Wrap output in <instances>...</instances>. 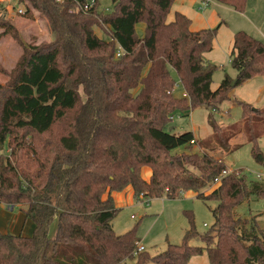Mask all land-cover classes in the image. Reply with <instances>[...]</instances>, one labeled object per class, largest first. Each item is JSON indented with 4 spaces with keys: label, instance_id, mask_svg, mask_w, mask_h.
I'll return each mask as SVG.
<instances>
[{
    "label": "trees",
    "instance_id": "trees-1",
    "mask_svg": "<svg viewBox=\"0 0 264 264\" xmlns=\"http://www.w3.org/2000/svg\"><path fill=\"white\" fill-rule=\"evenodd\" d=\"M27 1L56 38L25 48L15 74L0 83V205L25 206L21 210L34 224L31 236L0 231V264H189L204 252L210 264H264L263 230L235 216L245 200L264 198V186L248 183L242 170L223 174L228 168L222 159L244 145H230L244 134L253 158L264 164L258 147L264 109L240 102L241 124L232 128L210 118L213 134L201 141L200 152L174 154L197 139L191 131L168 130L173 114L218 111L234 88L264 75V42L236 32L231 65L237 76L225 75L213 90L219 66L205 54L221 25L192 31V20L181 12L169 21L174 0H112L106 13L98 0L91 7V0ZM215 1L240 13L247 5ZM5 20L0 28L19 41ZM139 23L145 24L143 37ZM95 27L108 38L98 37ZM172 71L186 97L174 96ZM2 74L8 72L0 63ZM144 167L152 171L149 181L141 175ZM217 179L220 185L206 195ZM128 187L145 199H177L192 191L216 201L214 224L201 234L190 215L182 244H168L155 256L137 252L138 225L121 235L112 225L120 209L111 194Z\"/></svg>",
    "mask_w": 264,
    "mask_h": 264
},
{
    "label": "rangeland",
    "instance_id": "rangeland-1",
    "mask_svg": "<svg viewBox=\"0 0 264 264\" xmlns=\"http://www.w3.org/2000/svg\"><path fill=\"white\" fill-rule=\"evenodd\" d=\"M58 2L62 3V0H58ZM1 3L3 6L0 8V18L12 23L19 37L18 41L12 35L4 34V29L0 28V63L8 72V75H0V83L6 85L10 77L15 74L14 69L22 58L25 48L51 43L56 36L53 34L46 17L33 9L27 0H0ZM204 3H209V5ZM204 5L207 6L203 12ZM112 8V0H98L100 12H110ZM180 8L193 18L194 23L191 24V30L215 27L222 21L227 25L226 30H223L219 35L217 33L213 41V53L217 57L223 56L227 51L224 49V45L228 48L232 42L230 32L234 36L238 31H245L264 42V0H247L246 9L243 13L247 14L250 21L245 19L240 12L215 0H196L193 4H190L188 0H177L168 15L169 21L174 19V13ZM20 9L23 10V13L19 12ZM26 9L30 10V14L26 13ZM136 29L138 35L143 37L145 24L139 23ZM94 31L98 37L108 38L103 29L95 27ZM228 74L229 76L232 75L231 77L236 76V71L233 70L230 63L225 65L224 69L219 68L214 73L211 88L216 90L225 75ZM172 75L176 82L174 96L181 98L185 90L174 71H172ZM262 85L263 78L258 77L249 84L238 86L231 94L230 100L224 102L218 111L210 108H197L188 113H175L168 130L174 134L191 131L200 143V140L209 139L213 133V128L208 122L210 118L225 128L226 126L232 128L235 124L240 126L243 109L239 102L251 104L253 109H264V88ZM241 137L243 139L231 140L230 145L238 143L244 145L235 152L223 156L228 171L242 170L247 175L248 183L259 182L264 186V164L253 158L252 145L244 143V134ZM200 146L203 144L200 143ZM258 147L264 156V136L258 140ZM193 149H199V145L188 148L186 146L179 147L173 153H194ZM2 153L6 154V150ZM217 185L218 183L214 184L213 187ZM208 194H210V190L206 192V195ZM141 200L138 201L136 197L132 204L117 207L120 211L112 225L117 235L124 234L138 225L136 234L140 239V245L151 256L163 253L168 244H182L184 233L189 228L190 215L194 218L196 230L201 234L206 233L215 221L212 210L217 206V202L198 199L196 196H191L190 192L177 199L167 197L148 199V204L145 203V198ZM22 207L25 208V206ZM22 207L17 205L11 208L5 204L0 205V231L2 233L32 235L34 224L26 218L21 210ZM235 216L245 221L248 227L254 225L264 232V198L245 200L235 208ZM56 229L57 224L53 223L49 231L50 238L55 236ZM190 244L204 246L203 243L196 240L191 241ZM126 263L134 264L135 262L129 260ZM149 264L153 263L150 262ZM192 264L210 263L205 258H200L197 263Z\"/></svg>",
    "mask_w": 264,
    "mask_h": 264
},
{
    "label": "crops",
    "instance_id": "crops-1",
    "mask_svg": "<svg viewBox=\"0 0 264 264\" xmlns=\"http://www.w3.org/2000/svg\"><path fill=\"white\" fill-rule=\"evenodd\" d=\"M175 1H177V0H174V3H175ZM189 1V3L190 4H193L196 0H188ZM208 2V1H207ZM174 3H173V5H174ZM204 4H207V5H209V3H204ZM206 5V6H207ZM206 6L204 5V8H202L203 9V12L206 10ZM181 9V10H180ZM180 9H178V11H176V12H181V13H183V14H185V15H187L191 20H192V25H193V23H194V21H193V18L191 17V16H189L188 14H187V12H185V10H183L182 8H180ZM175 12V13H176ZM174 13V14H175ZM203 14V13H202ZM241 15L243 16V17H245V19L247 18V20L248 21H250V18H248L247 17V14L245 15L244 13H241ZM220 23H222V24H220ZM191 25V26H192ZM211 25H213V24H211ZM218 25H221L220 26V28H219V30H218V35H219V33H221L223 30H226V26L227 25H225L224 24V22L222 21V22H219L216 26H218ZM215 26V27H216ZM214 26H210V28H199V29H195V30H192V31H199V30H202V29H211V28H215ZM230 32V31H229ZM230 34L232 35V42L230 43V45L228 46V48L224 45V49L225 50H227L226 52H225V54H223V56H221V57H217L213 52H214V50H212L211 52H209V53H207V54H205V58H206V60L208 61V62H210V63H213V64H215V65H217V66H219V68H225V65H227V64H231V53H232V50H233V42H234V36H233V34L230 32ZM235 35V34H234ZM262 41V40H261ZM263 42V41H262ZM213 49H214V47H213ZM223 49V50H224ZM224 63V64H223ZM233 68V67H232ZM233 70H235L234 68H233ZM236 71V70H235ZM229 75V74H228ZM232 76V75H231ZM230 76V77H231ZM236 76H237V71H236ZM236 76L235 77H231V78H236ZM258 77H262L263 78V85H262V87L264 88V76H258ZM258 77H256V78H258ZM256 78H254V79H256ZM254 79H251V80H249V81H247V82H245L244 84H249L252 80H254ZM243 85V84H242ZM261 87V88H262ZM237 88V87H236ZM236 88H234L233 90H232V92L230 93V96H231V94H233L234 93V91L236 90ZM263 88H262V90H263ZM183 95H182V97H186L187 96V94H186V92L184 91L183 93H182ZM181 97V98H182ZM240 103V102H239ZM209 122V121H208ZM222 127H224V126H222ZM213 134V133H212ZM195 135V134H194ZM212 136V135H211ZM196 137V136H195ZM196 142H194L193 144H192V147H194L195 145H199V149H193V152L195 153V152H200L201 150H202V148H201V146H200V143H201V141H203V140H200V143H198L199 141V139L196 137ZM206 140V139H205ZM223 159V158H222ZM224 161V160H223ZM141 175H142V177H143V179L144 180H146V181H149V179H150V177H151V175H152V171H151V169L150 168H148V167H144L143 169H142V171H141ZM219 184L220 183H218V185L217 186H215V187H213V188H211V190H210V193L214 190V189H216L218 186H219ZM190 195L191 196H197V193H195V192H190ZM111 196H112V198H113V200H114V203H115V206L116 207H121V206H124V205H129V204H132L133 202H134V200H135V198L137 197L136 195H135V193H134V190H133V188L132 187H128V188H126L124 191H122V192H113L112 194H111ZM138 198V201L139 200H141V199H144L142 196L141 197H137ZM197 198V197H196ZM141 201H143V200H141ZM13 208V207H12ZM206 227H207V225H205ZM259 229H261V228H259ZM200 258H205V260H207L208 261V263H210L209 262V259H208V255H207V253L206 252H204V254L203 255H201V256H196V257H193L191 260H190V262H189V264H192V263H197L198 262V260L200 259Z\"/></svg>",
    "mask_w": 264,
    "mask_h": 264
},
{
    "label": "built area",
    "instance_id": "built-area-1",
    "mask_svg": "<svg viewBox=\"0 0 264 264\" xmlns=\"http://www.w3.org/2000/svg\"><path fill=\"white\" fill-rule=\"evenodd\" d=\"M94 2H95L94 0H91L89 6L91 7V6L94 4ZM89 6L85 7V9L87 10V9L89 8ZM19 12H20V13H23V10L20 9ZM228 172H229V171L224 172L223 174H227ZM215 183H216V184H217V183H220V180L217 179ZM145 201H146L145 203L148 204V199H146ZM144 251H146L145 248H144L143 246L139 245L138 248H137V252H144Z\"/></svg>",
    "mask_w": 264,
    "mask_h": 264
},
{
    "label": "water",
    "instance_id": "water-1",
    "mask_svg": "<svg viewBox=\"0 0 264 264\" xmlns=\"http://www.w3.org/2000/svg\"><path fill=\"white\" fill-rule=\"evenodd\" d=\"M234 84H235V81L232 83V86H234Z\"/></svg>",
    "mask_w": 264,
    "mask_h": 264
}]
</instances>
